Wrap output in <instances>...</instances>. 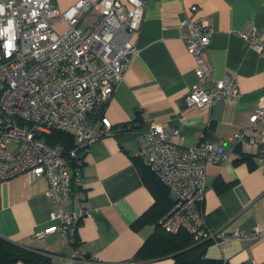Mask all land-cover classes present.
<instances>
[{
    "label": "crops",
    "instance_id": "obj_1",
    "mask_svg": "<svg viewBox=\"0 0 264 264\" xmlns=\"http://www.w3.org/2000/svg\"><path fill=\"white\" fill-rule=\"evenodd\" d=\"M50 1L63 11L78 0ZM144 1L141 26L131 40L135 51L104 112L115 132L95 140L82 153L80 205L88 213L77 225L76 242L61 241L57 232L35 235L54 223L50 218L54 205L46 196L48 183L41 169L0 181V237L26 250L53 255L50 258L56 264H76L70 260L73 252L104 264L173 263L172 255L135 258L154 231L152 223L132 227L154 201L142 179L146 164L135 155L136 131L149 122L166 130L176 128L174 141L183 146L207 140L230 154L226 162L205 166L200 209L207 227L229 233L264 223V166L245 148L233 150V134L248 122L264 97V53L240 35L254 27L264 41V0ZM193 5L212 30L201 56L213 79L234 76L239 89L234 101L220 100L210 107L185 102L189 87L197 82V60L180 36L184 31L180 20L191 15ZM100 13L99 6L79 14V27L88 29ZM54 26L65 29L64 22ZM257 129L264 133V123ZM204 256L226 264H264V236L211 242Z\"/></svg>",
    "mask_w": 264,
    "mask_h": 264
},
{
    "label": "built area",
    "instance_id": "obj_2",
    "mask_svg": "<svg viewBox=\"0 0 264 264\" xmlns=\"http://www.w3.org/2000/svg\"><path fill=\"white\" fill-rule=\"evenodd\" d=\"M2 3L6 14L0 16V25L11 16L15 29L0 36V181L41 169L48 183L46 196L54 205L50 213L54 223L35 235L57 232L61 241L75 243L77 225L88 213L80 205L84 196L82 153L95 140L115 132L104 112L129 67L130 55L135 51L131 40L139 32L146 3L78 0L63 11L50 0ZM99 6L98 19L82 30L79 14L84 16ZM190 11L191 15L180 20L184 28L180 36L197 60V82L189 87L186 104L210 107L220 100H236L239 89L232 74L216 80L210 76L211 69L201 53L212 30L196 15L197 5ZM58 22L65 23L64 30L55 28ZM240 35L258 53H264V41L254 27ZM10 42L14 47H8ZM261 123L264 97L248 122L233 134V150L245 148L264 166V133L257 129ZM53 129L72 134L75 147L64 154L63 146L48 144L44 135ZM177 135L176 128L166 130L154 122L136 131L135 155L172 194L170 209L157 221L161 228L172 234L184 230L195 241L211 240L215 244L264 236V223L229 233L206 226L200 209L206 187L205 166L208 162H226L230 154L207 140L183 146L174 141ZM67 156L75 159L74 170L69 168ZM70 260L76 264H104L77 252Z\"/></svg>",
    "mask_w": 264,
    "mask_h": 264
},
{
    "label": "trees",
    "instance_id": "obj_3",
    "mask_svg": "<svg viewBox=\"0 0 264 264\" xmlns=\"http://www.w3.org/2000/svg\"><path fill=\"white\" fill-rule=\"evenodd\" d=\"M50 145H61L65 152L75 147L72 134L53 129L44 135ZM68 155V154H67ZM69 168L77 167L75 159L67 156ZM142 179L154 196L152 205L143 212L133 223L134 229L145 224L154 225L153 233L143 242L135 258L141 260L155 259L172 255V264H226L222 260L208 259L204 256L205 247L211 240L195 241L191 234L181 230L175 234L165 231L158 224V219L171 207L172 197L169 189L164 186L152 169L145 166ZM23 261L26 264H56L49 255L26 250L0 237V264H13Z\"/></svg>",
    "mask_w": 264,
    "mask_h": 264
},
{
    "label": "clouds",
    "instance_id": "obj_4",
    "mask_svg": "<svg viewBox=\"0 0 264 264\" xmlns=\"http://www.w3.org/2000/svg\"><path fill=\"white\" fill-rule=\"evenodd\" d=\"M8 6L10 7V4ZM5 14H6V7L2 2H0V16H4ZM31 14L35 16L36 12L33 11ZM14 29H15V21L11 16H9L7 18L6 24L0 25V36H5V33L11 34L14 32ZM8 47L12 48L14 47V44L10 42Z\"/></svg>",
    "mask_w": 264,
    "mask_h": 264
}]
</instances>
